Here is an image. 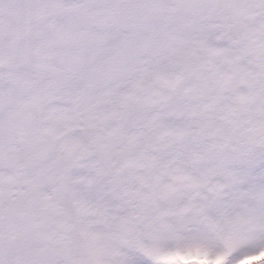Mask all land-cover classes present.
I'll list each match as a JSON object with an SVG mask.
<instances>
[{"label":"snow or ice","instance_id":"obj_1","mask_svg":"<svg viewBox=\"0 0 264 264\" xmlns=\"http://www.w3.org/2000/svg\"><path fill=\"white\" fill-rule=\"evenodd\" d=\"M0 264H264V0H0Z\"/></svg>","mask_w":264,"mask_h":264}]
</instances>
